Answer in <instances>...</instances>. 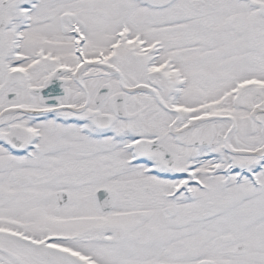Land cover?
Instances as JSON below:
<instances>
[{
    "label": "snow or ice",
    "instance_id": "6c2138e0",
    "mask_svg": "<svg viewBox=\"0 0 264 264\" xmlns=\"http://www.w3.org/2000/svg\"><path fill=\"white\" fill-rule=\"evenodd\" d=\"M0 264H264V0H0Z\"/></svg>",
    "mask_w": 264,
    "mask_h": 264
}]
</instances>
